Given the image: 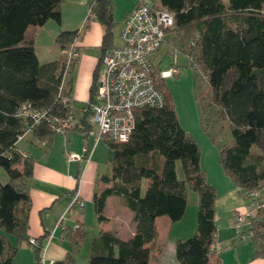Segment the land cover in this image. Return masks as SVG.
Listing matches in <instances>:
<instances>
[{
  "label": "trees",
  "instance_id": "trees-1",
  "mask_svg": "<svg viewBox=\"0 0 264 264\" xmlns=\"http://www.w3.org/2000/svg\"><path fill=\"white\" fill-rule=\"evenodd\" d=\"M63 4L64 0H0V169L6 175L4 182L0 180V264H11L22 243L32 250L36 264L39 261L41 238L34 239L33 248L27 243V180L33 161L15 150V144L26 129L22 139L29 133L44 146L56 133L45 121L32 124L30 118L18 116L17 109L27 102L50 117L73 116L66 78L60 88L63 59L40 62L32 37L24 36L27 29L41 28L47 22L58 25ZM149 8L172 16L173 26L166 34L170 37L165 35L162 44L167 42L172 55H183L198 72L196 99L201 113L214 108L228 123L231 144L221 146L217 153L223 174L243 195L258 191L264 185V0H150ZM89 20L102 27L103 52L112 43L116 27L110 0H88L81 32L61 31L55 45L65 49L80 37ZM158 63L152 59L151 75L163 104L133 109V128L126 141L105 136L100 140L111 150V158L109 172L99 176L105 186L92 195L95 219L98 223L106 220L103 208L108 196L120 197L131 213L133 233L123 240L113 231L98 232L90 243L86 264H147L148 246L156 238L155 218L178 221L189 192L196 195L195 229L190 237L175 242L174 258L178 264H208L216 233V190L200 168L196 142L178 123ZM168 67L176 65L171 62ZM96 71L89 97L81 106L82 116L65 130L83 133L90 128L89 103ZM258 205L242 232L249 234L246 241L254 248L253 258L264 256V202ZM61 233L68 249L62 260L52 264H73L86 232L82 225H75ZM4 236L12 237L16 246L5 248ZM231 240L236 239L232 236Z\"/></svg>",
  "mask_w": 264,
  "mask_h": 264
},
{
  "label": "crops",
  "instance_id": "crops-1",
  "mask_svg": "<svg viewBox=\"0 0 264 264\" xmlns=\"http://www.w3.org/2000/svg\"><path fill=\"white\" fill-rule=\"evenodd\" d=\"M110 1L112 19L116 24L110 45H118L122 20L132 10L136 0ZM87 3L88 0H64L58 25L47 22L41 28L27 29L24 36L32 37L34 50L40 62L63 59L62 50L54 43L55 36L61 31H77L83 26L87 14ZM101 36L102 27L95 20H89L79 41L75 42L78 56L66 76L69 96L74 106L72 107L74 122L82 116L81 106L89 97L92 74L94 70L98 72L102 54ZM158 52L153 56V61H158ZM17 142L15 150L30 156L33 161L32 174L27 180L30 202L27 236L32 239L41 238L40 244L44 248L43 258L46 264L63 259L68 249V241L61 233L65 228L73 229L75 225H82L86 232V222L94 223V231H91L89 235L86 232L84 242L74 256L73 264H86L90 243L100 231L116 232L123 240L132 235L131 213L120 197L108 196L103 208L106 220L98 223L95 219L92 195L94 191L105 186L99 180L101 174H97L96 162L92 161L94 148L99 141L95 144L86 163L65 160L66 153L80 152L85 142L88 146L93 144L91 138L83 139L76 129L65 130L63 134H54L47 146L37 142L30 134L21 146H17ZM206 180L215 188L207 176ZM221 182L225 185V191L220 198V209H224L226 213L224 222L219 223L218 219L221 215L217 217L216 194L213 207L216 233L214 243L210 246L208 264H264V256L252 257L254 248L251 242L231 240L233 215L243 209L245 199L242 192L238 191L227 177H221ZM74 189L77 190L79 199L83 203L82 209H77L71 204ZM263 191L264 185L257 191V201L264 202ZM189 193L187 199L189 197L190 206L188 208L186 203L183 215L178 221L171 222L165 216L155 218L156 238L148 246L150 251L147 264H178L174 258V244L177 240L190 237L195 229L196 195ZM3 240L5 248L16 246L15 240L10 236H4ZM11 264H36L32 250L26 243L17 247Z\"/></svg>",
  "mask_w": 264,
  "mask_h": 264
},
{
  "label": "built area",
  "instance_id": "built-area-1",
  "mask_svg": "<svg viewBox=\"0 0 264 264\" xmlns=\"http://www.w3.org/2000/svg\"><path fill=\"white\" fill-rule=\"evenodd\" d=\"M135 7L124 17L119 31L118 45L106 47L100 57V64L95 80V90L89 103L90 128L81 132V136L91 138L92 146L83 145L80 152L65 154V160L88 162L95 144L102 136L116 142L127 140L133 128V109L141 107H160L163 98L155 87L151 69L152 59L160 48L165 35L172 29V16L162 11L150 10V0H136ZM82 27L78 30L80 33ZM76 40L62 50V70L60 88L78 56ZM175 67H168L159 71L162 78L177 75ZM17 115L30 118L32 124L45 121L56 134H63L71 124L73 116L67 118L50 117L44 111L33 109L27 102L20 104ZM17 136L22 139L24 134ZM83 137V139H85ZM257 191L244 194L245 205L243 209L233 215V236L237 241H245L249 234H243L248 226L249 219L258 205ZM72 206L82 209L83 203L79 199L77 190L71 200ZM30 247L36 242L30 238ZM44 248L39 252L38 264H46L43 258ZM52 264V263H48Z\"/></svg>",
  "mask_w": 264,
  "mask_h": 264
},
{
  "label": "rangeland",
  "instance_id": "rangeland-1",
  "mask_svg": "<svg viewBox=\"0 0 264 264\" xmlns=\"http://www.w3.org/2000/svg\"><path fill=\"white\" fill-rule=\"evenodd\" d=\"M169 37L170 35H166L165 38L168 39ZM78 41L79 37L76 42ZM157 60L159 61L158 68L161 71L166 70L171 62L176 65L175 69L178 74L166 77L164 83L170 94L180 127L194 139L199 148L200 168L206 173L208 180L215 185L217 194V217L221 215L218 221L219 223L224 222L226 212L224 209H220V198L223 195V191H225V185L221 182V177L224 178L225 175L218 164L217 153L221 146L231 144L228 123L226 120L220 119L217 116L214 108H210V110L206 111L204 114L201 113L196 99V86L200 81V76L195 69L189 67L186 57L178 53L172 55L167 42H164L159 49ZM204 91L205 85L201 83L200 92L203 93ZM28 137L29 134H27L23 140L18 141L17 146H21ZM110 158L111 150L103 142L99 141L94 148V155L92 158V161L96 162L97 174L109 172ZM176 165L178 166L176 168V173L178 177H180L179 163L177 162ZM0 180L3 182L6 180V175L2 169H0ZM144 189L145 182L142 181L140 189L141 194H143ZM187 205L189 208V197L187 199ZM243 205H245V203H243ZM93 226V221L86 222L85 229L88 235L91 231H94Z\"/></svg>",
  "mask_w": 264,
  "mask_h": 264
}]
</instances>
